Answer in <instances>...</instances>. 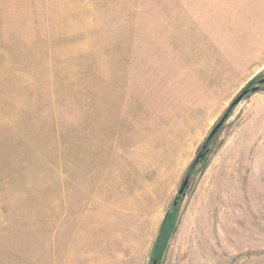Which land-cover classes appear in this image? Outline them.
Instances as JSON below:
<instances>
[{"label":"rangeland","instance_id":"374dc122","mask_svg":"<svg viewBox=\"0 0 264 264\" xmlns=\"http://www.w3.org/2000/svg\"><path fill=\"white\" fill-rule=\"evenodd\" d=\"M262 66L264 0H0V264H264Z\"/></svg>","mask_w":264,"mask_h":264},{"label":"water","instance_id":"95a60500","mask_svg":"<svg viewBox=\"0 0 264 264\" xmlns=\"http://www.w3.org/2000/svg\"><path fill=\"white\" fill-rule=\"evenodd\" d=\"M256 89H254L253 91H255ZM246 92L243 91V93L237 98V101L240 100V98L242 97V95H244ZM236 101V102H237ZM224 119H221L219 122H217V124L212 128V130L210 131L209 135L207 136L206 140H205V143H208L209 140L216 134V132L218 131V129L221 127L222 123H223ZM203 156V153L201 152L200 154H198V156L195 158L194 162L192 163V166H195L199 160L202 158ZM188 182H189V175L187 174L185 176V178L183 179V181L181 182L180 186H179V189L177 191V195L176 197L174 198V201L172 203V206H171V209L169 210L168 214L169 213H172L174 208L176 207L177 203H178V200L179 198L184 194L185 190L187 189L188 187ZM157 263V260L154 259L153 263L152 264H156Z\"/></svg>","mask_w":264,"mask_h":264},{"label":"crops","instance_id":"0c3cea01","mask_svg":"<svg viewBox=\"0 0 264 264\" xmlns=\"http://www.w3.org/2000/svg\"><path fill=\"white\" fill-rule=\"evenodd\" d=\"M263 67L264 66L260 67L258 71H260ZM249 79H250V77L247 80H249ZM255 110H256L257 115H259V113H261V111H262V110H259L258 108H256Z\"/></svg>","mask_w":264,"mask_h":264}]
</instances>
